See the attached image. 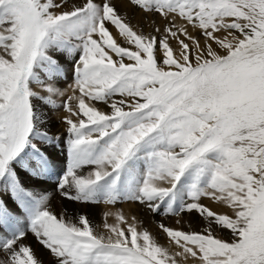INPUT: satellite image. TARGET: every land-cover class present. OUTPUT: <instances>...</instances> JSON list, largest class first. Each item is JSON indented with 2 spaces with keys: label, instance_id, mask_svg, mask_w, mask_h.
Segmentation results:
<instances>
[{
  "label": "snow or ice",
  "instance_id": "snow-or-ice-1",
  "mask_svg": "<svg viewBox=\"0 0 264 264\" xmlns=\"http://www.w3.org/2000/svg\"><path fill=\"white\" fill-rule=\"evenodd\" d=\"M129 2L162 17V32L136 31L114 0H0V182L23 215L0 202V228L8 229L0 264H43L23 242L29 232L55 264H179L178 257L264 264V0ZM49 50L73 61V94L62 105L70 115L61 118L68 158L61 194L130 201L154 215L196 213L207 222L199 232L159 225L180 251L170 253L122 211L105 214L116 221H105L107 235L83 214L77 222L58 218L46 195L22 186L17 166L33 176L48 172L44 146L60 142L33 103L59 107L52 97L64 95L55 83L63 69ZM85 166L91 171L82 175ZM213 226L232 239L217 238Z\"/></svg>",
  "mask_w": 264,
  "mask_h": 264
},
{
  "label": "rangeland",
  "instance_id": "rangeland-1",
  "mask_svg": "<svg viewBox=\"0 0 264 264\" xmlns=\"http://www.w3.org/2000/svg\"><path fill=\"white\" fill-rule=\"evenodd\" d=\"M72 2L76 3V4H79V3L82 2V0H69L70 4ZM97 2H99V0H97ZM114 2L116 3L118 13L122 17H125L126 20L131 24V26L136 31H138V32L143 31L144 34H148L151 31L152 28L160 27L161 28V32H162L163 25L165 24L166 21L162 17H160L158 14H155V13L144 14L140 10L139 7L131 4L129 2V0H123V3H121L120 0H114ZM153 20L155 22L151 24V28H150L149 27L150 22L153 21ZM181 22L182 21L177 20V23H181ZM107 27H108L109 31L111 32V34L114 36V38L117 40L118 43H121L123 46H127V44L123 40V38L119 36L118 30L115 29V27L113 25H111L109 23L107 25ZM189 31L190 32L193 31L191 29V27L189 28ZM193 34L196 35L201 40V42H203L204 38L198 31L193 32ZM220 34L223 35V33H220ZM73 43H75V41H73ZM171 43H172V47L175 48L176 47V42L173 40ZM49 55L53 56L54 59L59 61V59L57 58V51L49 50ZM76 58L78 59V55H77ZM69 60H70V69L67 68V72H70V76L66 77V79L62 82V84L57 86L64 93V95H62V96L61 95H55V96L52 97V99L55 100L56 105H58L59 107H55V108L52 107V109L48 111L47 115H45V112H43V117L41 116L42 120L45 121V123L43 124L44 128L46 126H53V127L55 126L56 128L60 129L59 132H57V133H51V132H49V133H50V135L54 134L52 136L59 135L60 140L62 141L63 145L65 144V141L67 140L66 139L67 135H66V132H65V129H66L67 126L62 122L61 118L64 117V116H69L70 113H67L64 110L62 105H63L64 100H66L68 96H71L73 94L72 89L70 87L73 84V74H72V63H73V61L71 59H69ZM125 62H128V61H125ZM66 74H68V73H66ZM40 75H41V78H43L42 77L44 75L43 72H41ZM35 87H36V89L34 90ZM39 87H40V85L35 84V83L32 85L33 90L36 91L37 93H39V95L47 96V93L42 91L41 89H39ZM37 89H39V91H37ZM77 93H76V95H79V93L78 94ZM38 102H41L44 105L38 104ZM33 103L35 105L36 111L40 115H42V111H40V110H43L44 108H46L47 104H45L43 101L38 100V99H34ZM98 104H101V106H98V109H100L102 111H103V109L108 108L103 103H98ZM38 106H41V108H39ZM73 106L75 107V105H73ZM72 118L76 119V117H72ZM50 130H52V129H50ZM55 147H56V145H55ZM55 152L59 156L61 155V157H63L64 159L62 160L63 161L62 162V166L59 163L57 164V162H55V164H56V167H55L56 177H55V180H54L55 183H54L53 186L50 185V188L38 187L37 189L32 190L33 186H31V184H33L37 180V178H39L38 175L30 176V178H29L30 180L27 183L22 182V179H20L19 176L18 177L20 179V182H21L22 186L25 187L26 189L33 191L37 195L41 194V195H46L47 196V201H46L45 206L50 211H52L58 218L61 215H65L66 218L73 217L74 218L73 222H77V217L80 214H84L85 212H88L89 209H92L90 211H92L91 213H92V216L94 217V221L91 222L90 224L92 225L94 231L96 232L97 231V227H100L101 219L104 218V216H105V213H106L105 209L107 208V205H109L112 209L114 208V209H118V210H120L122 208L130 207L133 210V212H138L139 218H141V221H142V218L145 217L144 216V213H145L144 210H148V209L145 206L140 205L138 203H134V202H130V201H123V200L117 202L116 204H107V203H104L103 201H101L99 203H92V202L83 203V202L72 201V200H69V199L65 198L61 194V192L58 189L57 185H58L60 177L63 175V173H64V171L66 169L67 163H68V158H67V153H66V145L63 148V152L60 151V150H59V152L55 150ZM51 156L52 155L49 156V159L51 160V162H53V159H52ZM84 168L86 170H85V172L82 175H87L88 172L91 171V166H85L82 169H84ZM50 171L51 172L54 171V167L51 166L50 167ZM0 183H1L0 184V202H3L4 207L8 210L9 213L12 214V216L23 218V215H21V216L18 215V212H20V213H22V212H21V209H20L19 205L14 201L10 189H8L6 187L5 182H0ZM3 194L5 196H2ZM73 194H74V192H73ZM14 202H15V204H14ZM69 206H75V207L74 208H69ZM88 207H89V209H88ZM13 208L15 209V211L12 210ZM104 211H105V213H104ZM72 213L76 214L78 216H74ZM150 214H152L153 215L152 217H154L153 221H157L156 218L159 219V222L155 223L156 226L160 225V224H164L165 226H167V224H166L167 219H170V218H172L174 216V214H167V215L164 214L163 213V209L161 210V214H159V215H154L151 212H150ZM213 227L216 228L217 230L219 229L218 227H215V226H213ZM156 229L162 231L159 226ZM7 233H8V229L0 228V236L6 235ZM103 234H105V232H103ZM31 235L32 234L29 232L28 235H27L28 238L31 237ZM23 242L27 243V240L26 241L24 240ZM33 245H35L36 247H41L42 249H44L41 245H39L36 242L35 238L33 239ZM44 251L46 253L44 255L45 256L44 260L45 261L47 260L46 262H44V264H55V262H54L53 258L51 257L49 251L46 250V249H44ZM0 255L3 256L2 259L5 258L3 253H0ZM47 262H50V263H47Z\"/></svg>",
  "mask_w": 264,
  "mask_h": 264
},
{
  "label": "bare ground",
  "instance_id": "bare-ground-1",
  "mask_svg": "<svg viewBox=\"0 0 264 264\" xmlns=\"http://www.w3.org/2000/svg\"><path fill=\"white\" fill-rule=\"evenodd\" d=\"M57 58L59 59V63L62 66L63 75L61 77L57 78V80L55 81L56 86L62 84V82L66 79V77L70 76V72H67V68L70 69V60H69L70 58L65 56L64 54H61L60 52H57ZM66 73H68V74H66ZM35 89H36V87L34 88V90ZM39 89H41V88L39 87ZM39 89H37V91H39ZM72 103H73V105H75L76 102L73 101ZM38 104L44 105L41 102H38ZM95 106L98 108V106H101V104H96ZM38 107L41 108V106H38ZM51 109H52V107L47 105L46 108H44L43 110H40V111H42L41 116L43 117V112H45V115H47L48 111ZM103 111L108 112V111H110V109L106 108V109H103ZM45 129L51 133H57L60 130V129L56 128L55 126L54 127L53 126H46ZM50 129H52V130H50ZM52 135H54V134H52ZM55 145H56V147H55ZM44 147L47 150L46 153L48 154V156L52 155L51 157L53 159V162H51V166L54 167V171L51 172L49 169L48 172L41 174V175H38L39 178H37V180L33 184H31V186H33V189L31 188L32 190L37 189L38 187L50 188V185L53 186L55 183L54 180L56 177V170H55L56 164H55V162H57V164L59 163L62 166V162H63L62 160L64 159L63 157H61V155L59 156L55 152V150L58 152H59V150L63 152V148L65 147V144L63 145L61 140L58 144H51V145L46 144ZM16 170H17V174L20 177V179H22V182L27 183L30 180L29 178L32 175H30L28 172H25L19 166H17ZM85 170L86 169L84 168V169H81L79 171L81 174H83L85 172ZM2 196H5V195L3 194ZM201 203H203L204 205L208 206L209 208H211L212 210L217 211V212H228L229 211L224 206H222L216 202H213L208 198H202ZM14 204H15V202H14ZM74 207L75 206H69V208H74ZM88 209H89V207H88ZM12 210L15 211L14 208ZM90 210H92V209H89V211L85 212L83 215L87 216V218L89 219V221L91 223L94 221V217L92 216V213H91L92 211H90ZM105 211H106V213H116V212L122 211L123 214L128 218L129 223L131 222L132 218L135 217L137 219V221L139 222L138 228L139 229H147L161 246L168 248L170 253H175V252L180 251V249L175 245V243L171 242L169 240V238L167 237V235L165 233L156 229V228H158L159 225L156 226L155 223L159 222V219L156 218L157 221H153L154 217H152L153 215L150 214V212L148 210H144L145 211V213H144L145 217L142 218V221H141V218H139L138 212H133V210L130 207H126V208H122V209L118 210V209H114V208L112 209L109 205H107V208L105 209ZM105 211H104V213H105ZM18 215L21 216L22 213L18 212ZM73 215L78 216L76 214H73ZM71 218H73V217H71ZM72 220H74V218ZM105 221L109 224H114L116 222L115 217L113 215L104 216V218L101 219L100 227H97V231H96L97 234H100L103 232H105V235L108 234L107 230L104 229V227H103ZM177 221H179V223H177ZM166 224L168 227L178 229V230H182L185 232H189V231L199 232V231H202L205 227H207V222L203 218H201L198 214L187 213V212H185L179 216L174 215L172 218L167 219ZM212 230H213V233L215 234V236L217 238H220V239H223L226 241H230L232 239L231 233L229 231H225V230H222L220 228L217 230L214 227ZM33 239H34L33 235H31V237H29V238L27 236V238L25 239V241L27 240V243H25V244L31 245V248H32L35 256L39 260H41L44 264V262L47 261V260L46 261L44 260V257H45L44 255L46 253H45L44 249H42L41 247H36L35 245H33ZM1 255H0V260H2V257H3ZM177 259L179 261V264H200V261L198 259H193L191 257H189L186 261L183 258H179V257ZM47 263H50V262H47Z\"/></svg>",
  "mask_w": 264,
  "mask_h": 264
}]
</instances>
